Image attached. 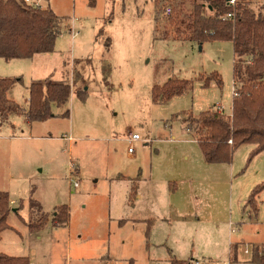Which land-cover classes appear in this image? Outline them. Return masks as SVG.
I'll use <instances>...</instances> for the list:
<instances>
[{
	"label": "rangeland",
	"instance_id": "rangeland-1",
	"mask_svg": "<svg viewBox=\"0 0 264 264\" xmlns=\"http://www.w3.org/2000/svg\"><path fill=\"white\" fill-rule=\"evenodd\" d=\"M247 1L264 14V0ZM193 2L40 0L64 19L54 52L0 58V77L22 78L9 97L23 108L32 82L70 83L67 106L53 108L57 114L69 109L70 117L29 123L12 114L0 120V191L19 208L13 207L10 228L0 235V252L27 256L33 264H172V257L193 264H254L253 247L264 243V192L257 211L246 202L264 180V150L250 160L255 145L243 144L231 163H208L181 121L186 112L199 115L220 106L232 113L233 68L241 59L230 41L200 44L171 36L167 27L184 19ZM75 73L79 80L73 83ZM215 73L222 84L205 86ZM171 80L192 83L181 94L163 91L155 99L153 87ZM78 88L87 91L85 100ZM134 132L141 140L131 154L128 135ZM182 203L209 204L212 210L201 213L200 221L193 214L185 223L172 220L174 231L168 221H156L160 210ZM63 205L70 208V221L57 226L55 209ZM43 213L47 222L31 230L29 222ZM168 225L177 250L153 247V229L165 237ZM233 242L238 250L231 262Z\"/></svg>",
	"mask_w": 264,
	"mask_h": 264
},
{
	"label": "trees",
	"instance_id": "trees-1",
	"mask_svg": "<svg viewBox=\"0 0 264 264\" xmlns=\"http://www.w3.org/2000/svg\"><path fill=\"white\" fill-rule=\"evenodd\" d=\"M93 1V0H92ZM229 13H232L229 16ZM63 17L50 6L43 7L27 0H0V58L12 60L32 58L39 53L55 50L57 37L61 34ZM168 26V25H167ZM166 26V27H167ZM175 39L193 40L200 44L206 41H230L234 53L240 60L234 62L233 76L237 95L232 102V114L224 115L213 109L199 115L184 113L181 121L188 132L197 140L208 163H231L237 148L243 144H254L250 160L264 150V14L255 11L247 0H194L190 12L184 19L169 24ZM166 37L170 33L165 32ZM109 45V44H108ZM109 72V66H104ZM79 75L74 74L76 83ZM21 77H0V120H7L12 114L24 115L29 123L45 121L54 116L70 117V110L55 113L53 108L67 106L73 86L61 81H34L29 89V105L23 108L9 97L12 86ZM222 84L219 74L209 75ZM190 80L169 81L165 86L155 85L153 96L159 99L164 91L169 96L181 94L190 87ZM78 97L85 100L87 91L77 89ZM180 116V117H181ZM232 139L233 143H229ZM264 191V181L251 191L246 206L258 210L257 198ZM134 195L137 194L134 187ZM12 202L7 191H0V235L8 229V217L12 212ZM33 206H41L37 201ZM48 215L43 213L38 220L30 221L31 230L41 229ZM70 208L56 207L54 224L68 225ZM237 244L230 249L231 262L237 259ZM254 264H264V243L262 249L253 247L250 260ZM172 264H190V260L172 258ZM0 264H31L27 256H12L0 252Z\"/></svg>",
	"mask_w": 264,
	"mask_h": 264
},
{
	"label": "crops",
	"instance_id": "crops-1",
	"mask_svg": "<svg viewBox=\"0 0 264 264\" xmlns=\"http://www.w3.org/2000/svg\"><path fill=\"white\" fill-rule=\"evenodd\" d=\"M37 55V54H36ZM41 81V80H40ZM61 82H65L64 80H60ZM224 108V107H223ZM225 110V109H224ZM232 114V113H231ZM194 141L195 142H197V140L194 138ZM198 143V142H197ZM201 149V148H200ZM202 151V150H201ZM203 153V152H202ZM205 158V157H204ZM216 164H223V163H216ZM215 173V175H217V176H219V173H216V172H214ZM234 173V172H233ZM211 174H212V172H211ZM213 175V174H212ZM264 181V180H263ZM262 182V181H261ZM261 182H259V183H261ZM258 183V184H259ZM252 191V190H251ZM264 192V191H263ZM11 202H12V204L11 205H13V200L11 199ZM14 207V206H13ZM12 207V208H13ZM213 207H215V206H213ZM14 211H16L17 209H19V208H16V207H14ZM210 210H212V207L209 205V204H206V205H204V203L203 204H194V203H182V204H180V205H176L175 207L174 206H172L169 210H166V208H165V210L164 211H161L160 210V215H158L157 216V218L158 219H156V221H160V222H162V223H166V221H168V223H166V224H169V225H172V229H173V231H174V226H173V221L172 220H174L176 223H180V222H183V223H185L186 222V219L188 218L187 216H189V215H192L193 214V216H194V218H197L199 221L201 220V218H200V214L201 213H204L205 214V212L206 211H210ZM174 213H175V215H174ZM156 218V217H155ZM151 218H149V219H146V220H150ZM168 225V227L169 228H167V231L165 232V234L163 235V236H165V237H162V236H160V237H158L157 235V231H156V229H153V231H152V243H153V247L154 246H163V245H165L166 246V244H169V246H168V249H171L172 250V247L174 248V249H176L177 250V245H175V243H172V244H170V233H171V229H170V226ZM155 227V226H154ZM10 228V227H9ZM172 233H174V232H172ZM2 234V233H1ZM157 236V237H156ZM233 244H235L234 242L231 244V246L233 245ZM231 246H230V249H231ZM5 249H3L2 247H1V249H0V251H4ZM175 256H177V255H175ZM173 258V257H172ZM177 258V257H176ZM179 259V258H178ZM172 260V259H171ZM181 260H188V259H181ZM227 262V261H226ZM229 262V261H228ZM196 263L197 264H199V263H201V261H196ZM31 264H33L32 262H31ZM191 264H193L192 262H191ZM230 264V263H229Z\"/></svg>",
	"mask_w": 264,
	"mask_h": 264
},
{
	"label": "built area",
	"instance_id": "built-area-1",
	"mask_svg": "<svg viewBox=\"0 0 264 264\" xmlns=\"http://www.w3.org/2000/svg\"><path fill=\"white\" fill-rule=\"evenodd\" d=\"M27 1L30 2V3H34V0H27ZM35 2H36V5L41 6L40 5V0H37V1L35 0ZM229 2L231 4H234L236 2V0H229ZM167 12L170 13L171 12V8H167ZM231 15H232V13H229V16H231ZM76 35H78V32H74V36H76ZM234 95H237L236 87L234 88ZM218 112L221 113V114H224V115H231V114H227L222 106H220ZM69 139H72V137H70ZM128 139H129L128 151H129V153L133 154L134 151H135V143L137 141L141 140V135L139 133H136V132L130 133L128 135ZM229 143H233V140L230 139ZM70 167H71L72 173L76 174L77 170H78L77 163L75 161H72ZM76 185H78V183H76ZM224 264H229V262H225Z\"/></svg>",
	"mask_w": 264,
	"mask_h": 264
},
{
	"label": "water",
	"instance_id": "water-1",
	"mask_svg": "<svg viewBox=\"0 0 264 264\" xmlns=\"http://www.w3.org/2000/svg\"><path fill=\"white\" fill-rule=\"evenodd\" d=\"M15 210V209H14Z\"/></svg>",
	"mask_w": 264,
	"mask_h": 264
}]
</instances>
